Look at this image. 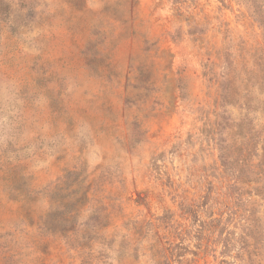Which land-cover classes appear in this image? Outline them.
Returning <instances> with one entry per match:
<instances>
[{"label": "rangeland", "instance_id": "rangeland-1", "mask_svg": "<svg viewBox=\"0 0 264 264\" xmlns=\"http://www.w3.org/2000/svg\"><path fill=\"white\" fill-rule=\"evenodd\" d=\"M0 264H264V0H0Z\"/></svg>", "mask_w": 264, "mask_h": 264}]
</instances>
